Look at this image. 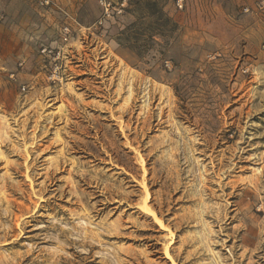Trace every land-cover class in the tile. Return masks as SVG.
Masks as SVG:
<instances>
[{
  "label": "rangeland",
  "instance_id": "374dc122",
  "mask_svg": "<svg viewBox=\"0 0 264 264\" xmlns=\"http://www.w3.org/2000/svg\"><path fill=\"white\" fill-rule=\"evenodd\" d=\"M127 1L0 0V264H264V0Z\"/></svg>",
  "mask_w": 264,
  "mask_h": 264
},
{
  "label": "built area",
  "instance_id": "2783aa9c",
  "mask_svg": "<svg viewBox=\"0 0 264 264\" xmlns=\"http://www.w3.org/2000/svg\"><path fill=\"white\" fill-rule=\"evenodd\" d=\"M35 3L40 8H48L52 5V0H30ZM184 0H174V5L177 8H182ZM102 12L98 19L93 23L92 27L100 28L102 27L107 20L114 16L123 14L128 9L127 0H99ZM71 37V30L68 25H63L60 29V38L62 41L66 42ZM46 49H43L45 51ZM60 54V51H57V55ZM168 64V63H167Z\"/></svg>",
  "mask_w": 264,
  "mask_h": 264
},
{
  "label": "bare ground",
  "instance_id": "6f19581e",
  "mask_svg": "<svg viewBox=\"0 0 264 264\" xmlns=\"http://www.w3.org/2000/svg\"><path fill=\"white\" fill-rule=\"evenodd\" d=\"M130 87V86H129ZM129 92H130V89H129ZM218 169V168H217ZM221 169V168H220ZM218 171V170H217ZM225 172V171H224ZM145 173V172H144ZM219 173V172H218ZM223 173V172H222ZM220 174V173H219ZM218 174V175H219ZM216 175V174H215ZM221 176V175H220ZM216 177V176H215ZM145 178V177H144ZM225 178V177H224ZM218 179V178H217ZM211 181V180H210ZM209 182V181H208ZM211 183V182H210ZM219 184H221L220 186L222 187V190H225V186H226V184L224 183H222L221 181H219ZM201 185V184H200ZM204 188V187H203ZM220 189V188H219ZM203 192H205V191H203ZM202 192V193H203ZM211 193V192H210ZM209 194V193H208ZM213 194V193H212ZM212 194H209V196L208 197H213V195ZM216 194V193H215ZM230 194V193H229ZM228 194V195H229ZM147 198H148V196L147 195H145V199H144V201H143V203H142V205H141V208H142V210H143V212H145V213H147V214H149V215H151L152 217H153V219H154V221L156 222V223H158V224H160V225H162V220H161V218H159L158 216H157V213H155L152 209H151V207H149L148 205H147V203H146V200H147ZM214 198V197H213ZM200 202H201V200H200ZM203 203V202H202ZM202 206V205H201ZM211 208V207H210ZM216 208H218V207H216ZM224 208V207H223ZM222 208V209H223ZM221 209V208H220ZM219 209V210H220ZM214 208H211V209H209V208H207V213H213L214 211ZM218 210V211H219ZM224 210V209H223ZM205 211V212H206ZM217 210L215 211L216 212V214H211L214 218H219L220 216H221V214H219V212H221V211H219L218 212ZM204 212V213H205ZM206 214V213H205ZM202 215V214H201ZM201 217V216H200ZM230 217V216H229ZM194 220V218H193V216H188V215H186V216H184V218H183V220H181L180 221V226H181V224H183L184 222L185 223H187L188 221H193ZM199 221V220H198ZM216 221V220H215ZM201 237V236H200ZM217 264V263H216Z\"/></svg>",
  "mask_w": 264,
  "mask_h": 264
},
{
  "label": "trees",
  "instance_id": "16d2710c",
  "mask_svg": "<svg viewBox=\"0 0 264 264\" xmlns=\"http://www.w3.org/2000/svg\"><path fill=\"white\" fill-rule=\"evenodd\" d=\"M151 5H152V6H155L156 4H155V3H152ZM161 15H162V14H161ZM139 20H140V19H139ZM166 20H167V19H166ZM138 24H139L138 22L132 23V24H130L127 28H128V29L135 28V27H137ZM155 32H156V33H160V34H165V31L162 30V29H155Z\"/></svg>",
  "mask_w": 264,
  "mask_h": 264
}]
</instances>
